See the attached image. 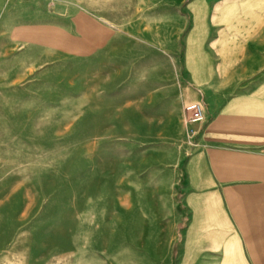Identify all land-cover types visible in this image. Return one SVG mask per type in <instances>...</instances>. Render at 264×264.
Here are the masks:
<instances>
[{"label":"crops","instance_id":"0c3cea01","mask_svg":"<svg viewBox=\"0 0 264 264\" xmlns=\"http://www.w3.org/2000/svg\"><path fill=\"white\" fill-rule=\"evenodd\" d=\"M115 10L100 18L89 0H0L1 61L26 49L48 62H120L131 41L145 70L110 97L111 120L150 129L141 144L166 193L165 230L133 264H264V0ZM191 104L201 123L186 122Z\"/></svg>","mask_w":264,"mask_h":264},{"label":"rangeland","instance_id":"374dc122","mask_svg":"<svg viewBox=\"0 0 264 264\" xmlns=\"http://www.w3.org/2000/svg\"><path fill=\"white\" fill-rule=\"evenodd\" d=\"M89 1L100 18L138 2ZM130 42L120 62L91 66L0 56V264H133L165 230L150 129L111 120L110 97L146 66Z\"/></svg>","mask_w":264,"mask_h":264},{"label":"built area","instance_id":"2783aa9c","mask_svg":"<svg viewBox=\"0 0 264 264\" xmlns=\"http://www.w3.org/2000/svg\"><path fill=\"white\" fill-rule=\"evenodd\" d=\"M185 120L189 124L201 123L204 119L202 107L199 104H191L184 110Z\"/></svg>","mask_w":264,"mask_h":264}]
</instances>
